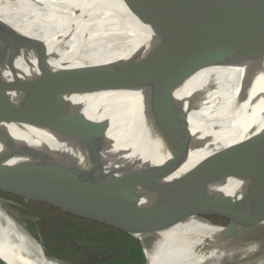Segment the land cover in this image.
<instances>
[{
    "label": "bare ground",
    "instance_id": "bare-ground-1",
    "mask_svg": "<svg viewBox=\"0 0 264 264\" xmlns=\"http://www.w3.org/2000/svg\"><path fill=\"white\" fill-rule=\"evenodd\" d=\"M170 2L0 0V109L10 118L0 126L23 144L11 163L140 137L187 119L191 136L198 137L178 171L136 167L118 175L120 189L131 197L160 204L194 162L264 130V0H232L226 7L250 50L235 51L230 59L250 60L247 68L258 70L259 87L253 88L251 101L221 93V106L206 112H197V96L231 70L214 66L190 73L171 35L175 14L167 11ZM41 6L57 15H47ZM53 97L58 102L39 110L31 125L14 122L35 102ZM206 134L214 138L200 147ZM119 147L136 158L138 149L129 141ZM221 183L228 187L217 191L230 196L226 210L237 216L238 232L229 235L202 217L169 226L131 222L126 231L144 245L147 264H264V168ZM246 193L261 195V205L234 209ZM246 221L254 223L241 227ZM0 264L63 263L21 232L0 206Z\"/></svg>",
    "mask_w": 264,
    "mask_h": 264
},
{
    "label": "water",
    "instance_id": "water-1",
    "mask_svg": "<svg viewBox=\"0 0 264 264\" xmlns=\"http://www.w3.org/2000/svg\"><path fill=\"white\" fill-rule=\"evenodd\" d=\"M170 1L167 11L175 14L174 21L169 23L173 26L171 35L177 41L190 73L214 66L231 70L197 96V112L218 109L222 104L218 100L221 93L227 95L229 92L240 102L247 99L251 101L249 95L254 87H259L260 77L257 69L247 68V65L252 64L250 60L230 59L235 51L242 54L250 52L238 31L239 25L226 10L232 0ZM258 49L255 48L256 51ZM163 61L175 70L169 59ZM228 80L234 82L226 87ZM216 86L220 88L217 90ZM56 102L57 97L46 102L37 101L21 112L14 122L31 125L39 110L51 107ZM218 117L215 120L222 121ZM5 122H10V118L0 109V124ZM88 126L84 122V127ZM213 130L218 134L220 124ZM213 136L206 134L200 141V147L213 140ZM197 137L191 136L187 119H177L140 137L132 135L127 140L121 139L73 153L64 151L17 164L10 161L20 155L23 144L0 126V189L44 202L72 216L96 221L132 238L133 235L126 231L131 222L153 221L169 226L192 217L207 219L214 215L229 220V224L223 228L227 234L233 235L238 232L240 225L226 210L230 196L217 190L228 187L223 186L222 181H240L264 168V130L194 162L180 175L167 198L160 204L141 202V199L131 197L120 189L118 175L131 172L136 167L168 173L178 171L195 147ZM128 141L134 149H138L136 158L126 155L125 147H119ZM132 178L136 182L139 176ZM243 198L242 203L234 206V209L262 203L259 202L262 199L259 194L246 193ZM252 223L246 221L241 227ZM134 239L140 244L147 264L144 245Z\"/></svg>",
    "mask_w": 264,
    "mask_h": 264
},
{
    "label": "rangeland",
    "instance_id": "rangeland-1",
    "mask_svg": "<svg viewBox=\"0 0 264 264\" xmlns=\"http://www.w3.org/2000/svg\"><path fill=\"white\" fill-rule=\"evenodd\" d=\"M41 8L47 15H57L52 8ZM0 206L11 220L17 222L21 232L32 237L54 260H60L63 264H91L94 257L112 256L114 250L125 249L127 245V241L106 244L112 235L121 233L111 227L72 216L44 202L30 200L8 190L0 189ZM232 215L239 224L237 216ZM206 220L220 230H225L223 227L229 224L228 219L218 215L208 216ZM255 243L256 241L243 243L242 248L251 247ZM118 257L115 255L113 260L120 262Z\"/></svg>",
    "mask_w": 264,
    "mask_h": 264
},
{
    "label": "trees",
    "instance_id": "trees-1",
    "mask_svg": "<svg viewBox=\"0 0 264 264\" xmlns=\"http://www.w3.org/2000/svg\"><path fill=\"white\" fill-rule=\"evenodd\" d=\"M111 237L106 241V244L115 243L117 241H127L125 249L119 248L116 251L113 249L114 254L112 256L104 255L103 257H94L91 260V264H145L141 246L134 238L123 233H118ZM115 255L119 256L117 260L120 262L113 260Z\"/></svg>",
    "mask_w": 264,
    "mask_h": 264
}]
</instances>
